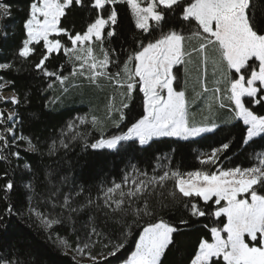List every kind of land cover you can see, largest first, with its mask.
Returning a JSON list of instances; mask_svg holds the SVG:
<instances>
[{
	"label": "snow or ice",
	"instance_id": "snow-or-ice-1",
	"mask_svg": "<svg viewBox=\"0 0 264 264\" xmlns=\"http://www.w3.org/2000/svg\"><path fill=\"white\" fill-rule=\"evenodd\" d=\"M121 3L131 10L135 27L147 34L145 40L138 41L137 47L129 50L122 61L115 55V49L105 47L106 43H110L109 38L116 35V6ZM74 5L92 10L91 22L83 31L69 30L61 23L66 11ZM0 14L10 17V5L0 2ZM173 21L179 22L180 26H173ZM23 28L26 38L18 55L29 58L36 50L35 45L42 41L46 51L35 68L44 76L55 77L61 85L76 77H83L96 86L101 80H107L115 88L124 90L120 93L118 107L114 102L115 97L110 98L103 120L89 111L68 122L71 140L82 141L85 149L118 150L133 145L144 148L150 146L154 138L187 139L216 129L219 125L212 121L210 127L190 122L186 92L174 87L177 81L174 66L185 64V58L193 54L200 57L206 75L210 62L209 49L217 53V57L211 59L214 71L223 66L227 73L228 87L214 89L216 93L223 92L222 101H227L221 102L220 107L230 109L234 118L242 119L247 125L245 144L253 137L264 134V115H257L253 110V105H264V0H31ZM157 32L158 35L153 36ZM193 40L199 41L198 47L188 50L187 44ZM61 52L67 57V63L72 65L67 76L60 71H49L45 63L53 53ZM110 65L116 71H111ZM11 67L10 63H0V70ZM10 83L0 77V90ZM48 87L53 85L49 84ZM202 88L203 92H208L206 84L202 83ZM64 90L67 91V88ZM137 92L143 94L142 114L126 125V130L106 135L108 127L121 128L126 119L125 109L135 100ZM0 101L19 103L15 94L10 97L0 95ZM15 115L9 112L5 118L4 111L0 110V124L13 120ZM88 125L92 131L99 133V138L91 143ZM81 126L85 127V131H79ZM13 131L14 125L0 132V160H7L2 153L10 146L3 133L11 134ZM17 139L28 141L29 150H37L26 136H13L11 143L14 144ZM68 147L63 138L58 145L53 141L49 154ZM228 148L229 144L224 143L220 148L213 149L200 161L201 164L215 165L219 154ZM12 155L19 157L20 153L14 152ZM255 158L257 165L249 168L201 169L183 173L160 164L159 160L164 157H158L151 175L131 165V170L123 173L120 182L113 180L111 186L102 187L96 198L89 195L84 204L71 207L72 200L85 191L80 187L78 192L65 194L60 206L69 213V221L73 213L82 212L93 205L118 217L116 222L124 227L121 233L123 239L118 242L109 240L113 248L110 256L124 247L133 228L144 217L155 221L145 223L135 242V250L124 264H162V257L174 243L173 234L179 231L178 227L163 218L157 219L159 209L169 207L166 200L181 204L193 217L225 218L221 221L222 226L209 228L207 224L204 225L210 232V239H200L189 264H264V153H256ZM24 166L30 168L28 164ZM157 168L161 169L159 174ZM4 177H7V173H4ZM13 187L14 183L9 179L3 190L8 193ZM163 189L168 190L167 196L161 191ZM154 196L163 197L158 199L159 208L151 203ZM4 198L7 199V196ZM199 201H203V205ZM5 211L12 214V205L9 204ZM30 211L35 213L46 229L61 223L56 216L49 218L35 209ZM128 217H132L131 221ZM88 221V240L81 246L80 237L76 238L77 250L81 253L89 248L93 236L104 237L96 226V218L89 216ZM180 224L187 225L188 221L182 219ZM58 244L71 247L66 238L58 237ZM88 255L93 264L106 259L91 253ZM0 264L15 262L0 257Z\"/></svg>",
	"mask_w": 264,
	"mask_h": 264
},
{
	"label": "trees",
	"instance_id": "trees-1",
	"mask_svg": "<svg viewBox=\"0 0 264 264\" xmlns=\"http://www.w3.org/2000/svg\"><path fill=\"white\" fill-rule=\"evenodd\" d=\"M10 5L11 16L5 17L0 14V63H10L12 67L0 70L3 81H10V85L0 90L15 94L19 99L18 104L0 101V110L7 117L9 111L16 113L11 121L0 124V132L5 127H13L14 131L3 133L7 136L10 146L3 150L7 160H0V257L10 259L15 264H93L82 263L79 257L103 256L106 259L98 264H121L135 249V242L139 238L146 222H155L149 217H144L138 226H135L128 236L124 247L115 255L109 240L118 242L122 240L121 233L124 231L122 224L117 223L118 217L107 212L106 209H97L94 205L79 213H73L71 221L69 213L61 208L65 194L75 193L84 188V193L72 200L71 207H77L86 202L89 195L96 198L102 187L111 186V182H120L125 171L131 170V165H136L141 170L152 174V169L157 164L166 165L168 169L179 170L183 173L196 170L216 171L218 168H249L257 165L256 153H264V134L252 138L247 144L244 140L247 136V127L242 121H235L231 125L218 127L211 133L203 134L195 139L180 140L175 138H158L150 142V146L140 148L120 147L118 150H93L85 149L82 141L71 140V132L67 129L69 121L75 117L91 111L102 120L107 115L106 106L111 98L110 92H114L115 104L118 107L121 101L120 93L123 89L114 86L110 88H96L90 86L83 77L70 79L75 85L73 89L66 85L61 88L55 77H46L35 68L41 55L46 51L43 42L35 45V52L29 58L18 55L22 41L26 38L23 23L27 18L31 0H0ZM118 22L114 26L116 35L106 43L105 47L115 49V55L124 60L129 50L135 49L140 40H145L146 33L135 27V18L126 4L116 6ZM92 10L90 7L74 5L66 11V16L61 18V23L69 30L83 31L91 22ZM173 26L179 27V22L173 21ZM168 25H165L167 30ZM158 35L153 33V36ZM66 39V38H65ZM146 42V41H145ZM49 71H60L63 75H69L72 65L67 63V57L61 53H53L45 62ZM64 65L61 68V65ZM111 71H116L110 65ZM177 75L176 84L181 82L180 68L175 69ZM53 87L49 88L48 85ZM84 86V89L80 87ZM65 86V85H64ZM71 90V91H70ZM112 96V97H113ZM249 99V98H245ZM215 101L217 98L215 96ZM217 103V102H216ZM139 106V111L133 118H129L119 130H126V125L139 118L142 114L141 95L136 93L135 100L125 109L128 116ZM217 110V109H215ZM257 115H264V105H253ZM221 118L228 117V112L219 110ZM118 118V117H117ZM89 143L99 138V133L92 131ZM79 131H85L81 126ZM114 131V132H116ZM64 133L62 136L61 133ZM113 132V133H114ZM109 131L106 135H111ZM13 136H26L35 145V151L29 150L28 141L17 139L11 143ZM69 144L67 149L59 148L54 154H49V146L53 141L59 144L60 139ZM228 143L229 148L219 154V160L215 165L201 164V157L210 154L213 149L220 148ZM19 152V157L12 155ZM25 164L30 168H25ZM157 174L161 169H156ZM7 173V177H4ZM50 173V175H49ZM14 183L13 189L5 193L3 186L8 180ZM31 185V187H28ZM169 184V188H171ZM167 196L168 190H161ZM258 191H260L258 189ZM55 193V195H53ZM5 195L7 199H5ZM158 199L152 197L151 203L159 208ZM169 207L159 209L157 219L163 218L179 231L173 234L174 243L166 250L162 257V264H189L201 238L210 239V232L204 225L222 226L221 221L225 218L211 216L193 217L184 210L181 204H173L165 201ZM203 205V201H199ZM12 205V214H7L8 205ZM56 205L53 207V205ZM142 206V205H141ZM53 216L61 220L60 224L45 228L35 213ZM107 213V215H106ZM89 216L96 218V226L104 233V237L93 236L90 246L83 253L77 250V237H80L82 246L88 240ZM132 217H128L131 221ZM187 220V225H181V220ZM58 237L66 238L71 243L70 248L58 244ZM108 245V247H105ZM77 255V256H76Z\"/></svg>",
	"mask_w": 264,
	"mask_h": 264
},
{
	"label": "rangeland",
	"instance_id": "rangeland-1",
	"mask_svg": "<svg viewBox=\"0 0 264 264\" xmlns=\"http://www.w3.org/2000/svg\"><path fill=\"white\" fill-rule=\"evenodd\" d=\"M198 43H199V41H197V40H193V41L188 42V44H187L188 50H191L192 48L198 47ZM208 55L210 58V62L207 65L206 75H205L204 67L201 65V59L196 54H193L191 57H186L185 59L187 62L185 64L174 66V69H173L174 74H175V69L177 67L180 68V75H181L182 79H181V82H179V80H178L177 85H175L176 82H174V87H176L177 90H184L186 92V99L188 101V117H189L190 122H192L196 125H199V126H209V127L211 126L210 121L215 122L217 125H219L218 127L224 126V125H231L235 121H239V120L242 121V123H243L242 119L234 118V113L230 109L220 107L221 102L227 103V101H222L223 92L216 93L214 91V89L219 87L220 89L223 90V89L228 87L227 79H226L227 73H226V69L223 66L217 67L214 71L213 64L211 63V59L217 57V53L214 50L209 49ZM256 63H258V62H256ZM202 83L206 84V86L208 88V92H206V93L203 92ZM87 84L90 86H93V87L95 86L96 88H99V87L105 88V86H108L110 88V86L111 87L114 86L111 82H109L107 80H101L99 82V86L92 85L88 81H87ZM59 85L61 86V88L62 87L65 88L66 85H68V89H69V87H71L73 89L72 91L70 90L71 92H73L75 89H78V87L75 88L76 84L72 83L70 80L68 83L65 84V86L61 85L60 83H59ZM81 88L84 89V86L80 87V89ZM109 94L111 95V98L113 95L115 97L117 95L114 92H110ZM1 95L5 96V97H10L13 94L10 92L2 91ZM140 95H141V109H142V95L143 94L140 93ZM215 96L217 98V101H215ZM215 109H217V110H215ZM219 110L227 111L228 117L221 118L217 114ZM138 111H139V106L137 108H135L131 112L130 115L127 116L125 114L126 119L123 123H125L129 118H133L137 114ZM9 112H11V111H9ZM224 121H231V122L225 124V123H223ZM109 123H110V121H109ZM123 123L121 124V126L123 125ZM245 126L247 127V125H245ZM216 129H214L213 131H215ZM116 130H118V129L108 127L107 132L111 131L113 134V132ZM116 132H114V133H116ZM208 133H211V132H208ZM203 134H206V133H202L201 135H203ZM197 137H199V136H197ZM197 137H190L187 139H184L181 137H167V138L188 140V139H195ZM160 138H164V137H160ZM253 138H255V137H253ZM154 139H158V138H154ZM207 155H209V154H207ZM207 155L202 156L200 159L201 160L204 159ZM77 260L79 262H82V263H93L89 257L77 256ZM121 264H124V262Z\"/></svg>",
	"mask_w": 264,
	"mask_h": 264
}]
</instances>
